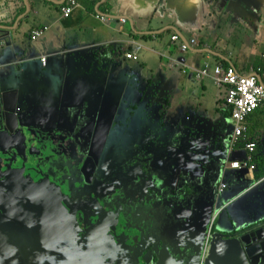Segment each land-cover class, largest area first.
I'll return each instance as SVG.
<instances>
[{
  "label": "crops",
  "instance_id": "0c3cea01",
  "mask_svg": "<svg viewBox=\"0 0 264 264\" xmlns=\"http://www.w3.org/2000/svg\"><path fill=\"white\" fill-rule=\"evenodd\" d=\"M67 1L0 0V28L5 29L0 33V78L22 87L23 80L32 78L42 99L53 106L65 98L82 104L108 90L107 96L125 101L126 107L154 109L160 114L162 144L171 146L180 138L186 170L195 164L208 167L210 155L226 152L227 124L222 129L225 119L218 116L223 115V94L207 93L208 85L216 87L211 78L199 81L190 69L200 70L208 62L232 66L239 73L255 66L264 71V0H74L72 15L64 18L61 8ZM43 28L47 30L33 41V32ZM175 34L196 38L197 48L179 54L178 43L170 42ZM131 51L138 60L124 57ZM42 57H48L46 67ZM258 80L264 85V72ZM248 123L249 138L258 143V167L224 171L219 179L228 180L226 195L234 218L245 224L264 215V176L258 177L264 170V111ZM206 190L197 207L203 219L211 210L202 255L206 245L208 252L211 248L214 234L211 227L207 240L208 226L216 212L212 188ZM234 222L224 220L221 228L241 226Z\"/></svg>",
  "mask_w": 264,
  "mask_h": 264
},
{
  "label": "water",
  "instance_id": "95a60500",
  "mask_svg": "<svg viewBox=\"0 0 264 264\" xmlns=\"http://www.w3.org/2000/svg\"><path fill=\"white\" fill-rule=\"evenodd\" d=\"M4 31L0 28V33ZM32 81L26 78L22 87L0 78V264H261L264 261V221L257 219L242 227L229 225L230 230L220 225L207 256L202 255L211 210L203 219L197 207L208 195V187L212 188L215 203L224 206L220 224L222 218L226 221L232 218L239 224L232 212L233 203L226 195L229 186L224 193L217 190L224 174V155L222 161V157L210 155V160H206L208 167L195 164L189 169L191 176L176 183L180 173L177 176L174 171L165 183L164 179H158L162 173L150 171L145 159L153 156L176 159L175 169L188 171L187 164L179 162L184 157L178 150L180 138L171 146L162 144L163 133L158 130L142 138L137 106L126 107L125 101L107 96L108 90L101 97L96 92L82 104L65 98L63 103L53 106L42 99ZM93 105L100 110L90 122L96 135L101 130L113 129L117 117L124 123V118L130 115L129 129L134 128L137 133V140L131 144L137 152L131 157L129 174L133 175L136 188L117 181L105 189L95 186L86 167L96 172L99 158L93 155L78 168L64 139L59 137L55 142V135L39 134V131L63 133L68 128V142L75 143L72 135L79 130V134L83 132L78 117ZM164 132L169 136V130ZM144 140L154 148L146 146ZM24 163L41 172H35L36 176L25 175L19 168ZM199 168L203 172L197 173ZM197 178H206L207 185H198ZM112 186L114 190H110ZM139 189L143 194L138 193Z\"/></svg>",
  "mask_w": 264,
  "mask_h": 264
},
{
  "label": "flooded vegetation",
  "instance_id": "af4514ba",
  "mask_svg": "<svg viewBox=\"0 0 264 264\" xmlns=\"http://www.w3.org/2000/svg\"><path fill=\"white\" fill-rule=\"evenodd\" d=\"M99 111L100 110L97 105H93L87 113H81L79 115L78 123H82L83 128L81 131L83 132L79 134V130L72 135L75 137V143L68 142V128L65 129L63 133H44L42 131H39V134H41L42 136L53 134L57 136H53L55 142H57L60 138L64 139L66 141V144L69 146L71 153L74 154V161L78 163V168L81 167L83 162H85L87 159H92L93 155L95 158H99L98 160L100 164L95 167L96 172H94L91 167H86V173L88 174V177L91 179V181L95 184V186L96 184H98L101 189H105L106 185L112 183L115 184L116 181L117 183L122 182L124 185H129L131 183V177H133V175L129 174V167L131 166L130 161L132 159L131 157H134L131 153L130 143L136 138V136L129 129V125H127L125 122L123 123V121H119V117H117L116 119L117 122H114L113 129L111 128V130L109 131L101 130V132L96 135L94 128L92 127L90 122L96 117ZM86 116L88 117L84 119L83 117ZM224 128L225 127L222 126V129ZM224 131L227 132L226 135H229L230 128L227 127ZM14 167L16 166L13 165V168ZM19 168L22 172H24L25 175L30 176H36L38 174H36L35 172H41L39 169H35L33 171L32 169L34 168L25 165V163L21 164ZM103 178L107 179V181L104 182ZM111 189L114 190V186H112L110 190ZM94 196L95 194L91 192V197Z\"/></svg>",
  "mask_w": 264,
  "mask_h": 264
},
{
  "label": "built area",
  "instance_id": "2783aa9c",
  "mask_svg": "<svg viewBox=\"0 0 264 264\" xmlns=\"http://www.w3.org/2000/svg\"><path fill=\"white\" fill-rule=\"evenodd\" d=\"M77 3L74 0H68L66 5L61 8V13L64 18H69ZM125 22V20L123 19ZM47 28L34 31L32 40L35 41L38 37H41ZM171 43H178L179 50L181 52H187L196 45L195 40L190 42L182 40L178 35L171 37ZM125 57L128 60H137V56L133 52L125 53ZM43 66L47 65L48 57L40 58ZM199 78L211 77L214 85L224 92V98L228 106H233L232 120L235 125L230 137L229 154L235 152V147L242 145L244 149V155L241 160L231 163V167L239 170H255L253 164V157L257 144L253 141L245 140L247 134V127H245V120L249 114L254 112L257 108L264 105V86L258 81V77L255 74H241L235 69L226 67L222 64L216 65L213 68L211 74H209L208 67L202 68L198 71ZM225 187L224 185L222 186ZM221 213L216 212L213 214L211 225L213 227L214 222L217 220ZM211 232L208 233L207 240L210 238ZM208 243V242H207Z\"/></svg>",
  "mask_w": 264,
  "mask_h": 264
},
{
  "label": "clouds",
  "instance_id": "9594fccd",
  "mask_svg": "<svg viewBox=\"0 0 264 264\" xmlns=\"http://www.w3.org/2000/svg\"><path fill=\"white\" fill-rule=\"evenodd\" d=\"M175 35H178V34H175ZM174 36V35H173ZM182 40H184V41H187V42H190L191 40H195L196 41V45L194 46V47H192L189 51H187V52H181L180 50H179V47H178V51H180L179 52V54H186V53H189L190 51H193V50H195L196 48H197V46H198V40L196 39V38H191V39H186V38H184L183 36H181V35H178ZM170 42H171V40H170ZM136 47V46H135ZM132 52V51H131ZM127 53V52H126ZM134 53V52H133ZM135 54V53H134ZM124 57H125V55H124ZM126 58V57H125ZM127 59V58H126ZM42 64V63H41ZM180 65V64H179ZM217 65H219V64H217ZM43 66V65H42ZM181 66V65H180ZM214 66L215 65H213V63H208V62H206V63H204V65L203 66H201V67H199V69L201 70L202 68H205V67H208V71H209V74H211L212 73V71H213V68H214ZM224 66H226V65H224ZM182 67V66H181ZM226 67H229V68H233L232 66H226ZM182 69L183 70H187V69H185V68H183L182 67ZM234 69V68H233ZM190 71H192V72H194L195 73V77L197 78V80H199V81H203L204 79H209V78H211V80L213 81V79H212V76L211 77H204V78H199L198 77V75H199V73H198V71L199 70H194V69H190ZM238 72V71H237ZM252 72V74H255L258 78H260L261 77V75L263 74V68L262 67H260V66H255V67H253V68H251V70L249 71V72H244V73H241V74H248V73H251ZM239 73V72H238ZM213 84H214V82H213ZM260 84H262V83H260ZM263 85V84H262ZM264 86V85H263ZM219 92H221L223 95H222V97H224V92L222 91V90H220ZM221 102V107H222V109H221V111H220V113H223V115L221 116L220 114L218 115L219 116V118H220V120H222L221 118H223V119H225V122L223 123V126L225 127V125L227 124V127H231L232 126V130H231V128H230V133H229V136H228V145H227V150H226V152L224 153V156L225 157H227V158H225L226 160H224V171L226 172V171H229V170H231V171H238V172H241V173H243V171H246V170H239V169H234V168H232L231 167V163H233V162H235V161H238V160H241L242 159V157H241V155L243 156L244 155V151L243 150H241L243 147H242V145H238L237 147H235V152L234 153H232V154H229V147H230V137H231V134H232V132H233V129H234V125H235V122H234V120H232V111L234 110V107L233 106H228L226 103V101H225V98H224V100H220ZM129 108H130V106H129ZM131 108H134L133 106L131 107ZM258 111H264V105H261V107H259V108H257L254 112H252L251 114H249L248 116H247V118H246V120H245V127H247V134H246V137H245V140H249V141H253V142H255L256 144H257V147H258V143H257V141H255V140H252V139H250L249 138V135H248V125H249V123H248V121H249V119H252L255 115H256V113L258 112ZM133 113V112H132ZM228 113H230L229 115H228ZM130 116V115H129ZM129 116H127V119L129 118ZM142 122V119H140V118H138V126H139V128L141 129L142 128V126L144 127L145 125H147L149 122H152V121H150V118L149 117H147L145 120H144V122L143 123H141ZM154 123V122H153ZM127 125H129V119H128V121H127V123H126ZM156 125H157V130L159 131V132H161L160 131V123H155ZM134 134L136 133L135 132V130H134V132H133ZM145 135V136H144ZM143 136L144 137H146V134H144ZM135 136H136V134H135ZM135 140H137V136H136V138L133 140V141H135ZM132 141V142H133ZM131 142V143H132ZM221 142V139L219 140V143ZM130 143V144H131ZM132 146H134L133 144H131V147ZM135 147V146H134ZM242 147V148H241ZM256 151H257V148H256V150H255V153H254V157H253V164L256 166L255 167V170H256V168L258 167L257 166V164L255 163V159H256ZM136 152H137V149L135 148L134 150H131V153H132V155L134 154V157H135V154H136ZM219 153H222V152H219ZM218 153V154H219ZM218 154H215V153H213V155L214 156H217ZM235 155H237L236 157H235ZM231 156L234 158L233 160H228V158L230 157L231 158ZM254 170V171H255ZM247 171H251V170H248L247 169ZM259 180V179H258ZM226 181H228L227 179H226ZM225 186L224 188L222 187V186ZM217 190H218V192H225L226 191V189L228 188V184L226 183V182H223L222 180L217 184ZM221 210V213H222V211L224 210V206H222V208H216V211H220ZM216 213V212H215ZM221 213H220V215H221ZM214 214V213H213ZM220 215H219V217H220ZM261 215V214H260ZM219 217L217 218V219H219ZM256 217H257V215H255V216H253L252 217V220L253 219H256ZM230 220H231V222L233 221L232 220V218H229ZM250 221L251 220H249L248 222H246V224H245V222L243 223H240L239 222V225H241V226H239V227H242V226H244V225H248L249 223H250ZM259 221H264V215H261L260 216V220ZM216 222V221H215ZM215 222H214V224H215ZM223 223H224V221H223ZM213 224V225H214ZM209 227V232H212V226L210 227V226H208ZM217 228L218 227H213V234H215L216 232H217ZM207 254H208V246L206 245L205 246V248H204V254H203V257H206L207 256Z\"/></svg>",
  "mask_w": 264,
  "mask_h": 264
},
{
  "label": "rangeland",
  "instance_id": "374dc122",
  "mask_svg": "<svg viewBox=\"0 0 264 264\" xmlns=\"http://www.w3.org/2000/svg\"><path fill=\"white\" fill-rule=\"evenodd\" d=\"M211 28L213 29V24H211ZM214 32V30H213ZM136 55V54H135ZM137 56V55H136ZM137 60H138V56H137ZM195 90L197 93H199L198 91V88L195 87ZM206 91L207 93H213V91H217L219 92L220 90L217 88V87H214L213 88V85H208L207 88H206ZM222 100H224V97H220ZM138 113L141 115L142 117V122H144V120L149 117L150 118V121L152 122H149L147 125H145L144 127L141 128V131L143 134H146V136L153 132H155L157 130V125L155 123L158 122V116H160V114L152 109V110H149V109H140L138 110ZM128 119L127 117L124 118V122L127 123ZM154 122V123H153ZM160 122V120H159ZM158 124V123H157ZM161 124V122H160ZM130 125V123H129ZM231 130H232V126L230 127ZM181 130H178L176 133H180ZM136 147L132 146L131 147V150H134ZM225 151H223L222 153H219L217 157H222L224 155ZM226 158V157H225ZM223 159L220 158V160ZM145 160H147V163L146 165L150 168V171H157L158 173H162L160 174V177L161 178H158V179H164L165 180V183H168L170 178L172 177V174L173 172L175 171V174L178 176L179 173H180V177L178 179H176L174 181V183H176L177 180H183L185 179L186 177H189L191 176L192 174V171L188 170V171H185V170H179V169H175V165H176V159H173V160H167V158H165L164 156L163 157H147ZM225 160V159H224ZM222 161V160H221ZM179 162H183V159L180 158L179 159ZM176 176V177H177ZM224 182H226V178L223 177L222 179ZM197 183L198 185L199 184H202L203 187H205L207 185V181H206V178H197ZM129 185H132L134 186L135 188L137 187V185L133 182V177H131V183ZM138 193L139 194H143L142 190H138ZM216 208H222V203H216ZM214 212V211H213ZM218 212V211H216ZM222 221V224H220V218L216 220L215 224L213 225V227H220V225H223V221H224V218L221 219ZM238 225H236L235 227H237Z\"/></svg>",
  "mask_w": 264,
  "mask_h": 264
},
{
  "label": "trees",
  "instance_id": "16d2710c",
  "mask_svg": "<svg viewBox=\"0 0 264 264\" xmlns=\"http://www.w3.org/2000/svg\"><path fill=\"white\" fill-rule=\"evenodd\" d=\"M205 80V79H204ZM230 113H228V115H229ZM262 176H264V170H262L261 171V173L260 174H258V177L260 178V177H262Z\"/></svg>",
  "mask_w": 264,
  "mask_h": 264
}]
</instances>
